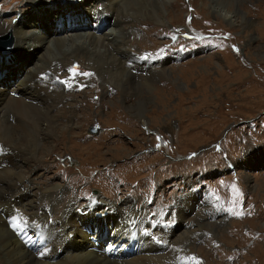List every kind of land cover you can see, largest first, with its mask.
I'll return each instance as SVG.
<instances>
[{"label": "rangeland", "instance_id": "obj_1", "mask_svg": "<svg viewBox=\"0 0 264 264\" xmlns=\"http://www.w3.org/2000/svg\"><path fill=\"white\" fill-rule=\"evenodd\" d=\"M222 1L230 2L224 13L234 16L231 21L221 20L222 17L208 8L213 0L167 2L163 26L155 25L146 15L138 17L136 24L132 19L128 21L139 35L133 54L151 58L158 68L162 66L161 58L174 57V61L168 60L167 68L187 75L180 79L179 87L167 81L155 83L161 95L157 97L155 90L150 91L151 101L146 106L144 119L136 120L125 114L119 102L120 109L115 111L109 105L101 106L117 92L113 86L96 80L94 72L84 75L81 63L75 69L81 75L75 76L69 69H63L60 74L65 77L67 88L76 90L74 95L81 96L82 107L90 106L92 116L84 115L81 121L79 119L78 122H84L83 130L75 129L71 135L64 132L59 139L56 129L54 136L41 134L45 142L37 148L38 152L32 147L25 149L29 162L24 168L28 171L36 167L37 171L23 186L33 192L38 187L52 193L51 203L57 201L52 206L54 209L63 201L61 191L56 189L68 183L78 195V204L96 198L112 202L110 197L116 195L115 202H123L121 207L125 202L136 210L147 207L152 220L155 210L168 213L176 197L180 198L192 188L203 195L208 204L209 211H205L208 217L204 216L203 222H210L213 214L219 215L211 224H193L187 230L192 234L189 238L185 236V241L190 243L172 245L170 252L171 249L174 252L170 255L195 256L194 259L184 256L182 264H264V207L260 205L264 202V0ZM28 5L25 0H0L1 27L12 25L16 15ZM203 7L210 13L209 18L197 14ZM58 12L55 4L46 13H35L30 6V13H25V19L20 16L16 24H29L49 38L52 17ZM171 15L176 19L171 20ZM146 22L153 26L144 27V33L139 25ZM108 28L106 24L101 32ZM178 37L182 41L172 44ZM2 38L8 47L0 48V53L5 54H0V88L7 89L14 87L25 68L31 67L36 54L12 53L13 35L4 32L0 34V40ZM192 62L197 65L193 67ZM100 92L105 96L102 101ZM97 102L102 103L100 107L94 105ZM78 107L72 109L78 110ZM58 108L67 110L69 107L60 105ZM97 110L103 114L96 115ZM5 114L10 117L9 123L16 121L15 115ZM58 121L62 125L66 122L62 118ZM92 127L97 128L96 134L89 132ZM4 135L2 132V138ZM55 140L58 141L54 144ZM214 144L217 147H210ZM228 162L233 164V170ZM117 171L120 176L114 174ZM246 177L250 178L249 184ZM193 201L201 204L202 198L197 194ZM177 204L182 208L178 200ZM189 214L192 215V211ZM52 217L55 220L58 215L53 213ZM220 217L226 219L214 223ZM117 219L116 214L102 221L92 215L81 222V227L88 232L99 225L96 232L105 241L109 225ZM179 229L182 230L177 227V231ZM145 235L152 242H159L158 237ZM160 238L166 239L164 234ZM34 240L36 247L37 239ZM38 246L44 247V242H38ZM94 246L99 247L95 242ZM105 248L104 253L117 254L116 250ZM187 249L189 251H183ZM123 253L137 255L134 246L124 249Z\"/></svg>", "mask_w": 264, "mask_h": 264}, {"label": "bare ground", "instance_id": "obj_2", "mask_svg": "<svg viewBox=\"0 0 264 264\" xmlns=\"http://www.w3.org/2000/svg\"><path fill=\"white\" fill-rule=\"evenodd\" d=\"M170 1L172 0H52L50 3L44 0H25L30 5L16 15L12 25L1 27L0 24V34L10 32L14 37L12 53L36 54L35 61L31 67L24 69L14 87L0 88V264H154L161 261L182 264L184 256L195 258L194 255H170L174 251L171 249L170 252L169 247L183 246L184 242L189 244L190 241H185V236L189 238L192 232L187 230L193 224H211L219 214H213L210 222H203V217H208L205 214V211H209L208 204L205 203V197L192 188L180 198L176 197L182 208L176 205V200L168 213L155 210L152 220L147 207L136 210L134 206H127L126 202L121 207L123 202H115L118 200L116 195L114 198L110 197L112 202L96 198L78 204V195L74 194L68 183L56 189L61 191L63 201L54 209L52 206L57 201L51 203L52 193L44 192L38 187L33 192L23 186V183L28 184L30 177L37 171L36 167L28 171L24 168L25 163L29 162V153L25 149L32 147L33 151L38 152L37 148H41L45 142L41 134L54 136L56 129L59 139L64 132L70 134L75 129L83 130L84 122H78L79 119L81 121L84 115L92 116L90 106L82 107L81 96L74 95L76 90L67 88L66 79L60 74L63 69H69L72 75L78 76L75 69L81 63L84 72H94L96 80L100 79L102 83L113 86L117 92L110 100L106 98L107 104L97 102L94 105H109L115 111L120 109L117 105L119 102L125 114L136 120L145 118L146 106L151 101L150 91L155 90L156 96L160 94L155 87L158 80L167 81L175 87L182 85L180 79L187 75L166 66L168 60L174 61V57L161 58L159 61L162 66L158 68L151 58L146 59L132 53L133 45L138 44L139 35H136L133 24L128 21L132 19L136 24L138 17L146 15L155 25L163 26L164 6ZM213 1L208 8L222 17L221 20L231 21L234 16L224 13L230 2ZM52 4H55L59 12L52 17L53 29L49 38L32 29L29 24H16L20 22V16L25 19V13H30V6L35 13H46ZM204 7L197 14H203L206 19L210 17V13ZM174 19L176 17L171 15V20ZM68 21L72 24H67ZM106 24H109V28L101 32ZM146 26L153 25L146 22L139 25V28L145 33L143 28ZM191 65L195 67L197 64L192 62ZM144 71L146 74H143ZM148 92L150 93L147 95ZM99 97L101 101L105 99L101 92ZM60 105L69 108L60 109ZM76 105H79L78 110L72 109ZM95 112L96 115L103 114L100 110ZM5 113L15 115L16 121L9 123L10 117ZM60 118L66 120L64 125L59 123ZM2 132L5 134L3 138ZM30 157L34 158L32 154ZM80 170L86 173V170L82 171V166ZM118 173L119 171L114 172L116 176H120ZM76 181L78 182L77 179ZM246 183H250L249 177H246ZM115 188L116 185L113 186ZM68 189L69 193H66ZM197 194L202 198L201 204L193 201ZM260 205L264 207V202ZM191 211L192 215L189 214ZM53 213L58 215L55 220ZM176 213L179 216L176 217ZM111 214H116L118 219L109 225L105 241L96 232L99 225L88 232L81 227V222L92 215L102 221ZM225 219L226 217H220L214 223L219 224ZM179 222L183 226L177 225ZM177 227L182 230L177 231ZM145 233L147 236L150 234L158 237L159 242H152ZM161 234H164L165 240L160 238ZM34 239H37L36 247ZM41 241L44 242L42 248L38 246ZM94 242L99 246L98 249H95ZM132 243L137 255L124 254L123 250L132 248ZM105 247L116 250L117 254L111 256L108 252L104 253Z\"/></svg>", "mask_w": 264, "mask_h": 264}, {"label": "water", "instance_id": "obj_3", "mask_svg": "<svg viewBox=\"0 0 264 264\" xmlns=\"http://www.w3.org/2000/svg\"><path fill=\"white\" fill-rule=\"evenodd\" d=\"M7 46H8L7 41L4 38H2L0 40V48L2 49V48H5ZM231 127H232V125H230L229 127H227V129H225V133H227V131H229ZM90 132L94 134V133L97 132V130L90 129Z\"/></svg>", "mask_w": 264, "mask_h": 264}, {"label": "snow or ice", "instance_id": "obj_4", "mask_svg": "<svg viewBox=\"0 0 264 264\" xmlns=\"http://www.w3.org/2000/svg\"><path fill=\"white\" fill-rule=\"evenodd\" d=\"M84 75H89L88 73H84Z\"/></svg>", "mask_w": 264, "mask_h": 264}]
</instances>
